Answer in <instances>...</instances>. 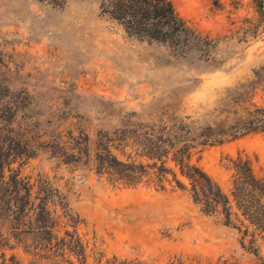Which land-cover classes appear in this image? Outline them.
<instances>
[{
	"label": "rangeland",
	"instance_id": "obj_1",
	"mask_svg": "<svg viewBox=\"0 0 264 264\" xmlns=\"http://www.w3.org/2000/svg\"><path fill=\"white\" fill-rule=\"evenodd\" d=\"M169 1L211 39L205 51L128 34L101 0H0V92L17 106L11 134L22 142L81 129L105 146V130L172 112L195 116L239 83L264 106V0ZM237 154L264 180V132L207 144L191 159L227 191L228 158ZM2 167L28 179L32 194L45 179L63 195L78 220L84 264H264V239L251 251L242 228L201 213L175 186L114 182L83 158L65 164L38 145L28 157L5 149ZM47 208L57 236L73 230L55 199ZM8 226L0 220V264H47L35 233L18 241Z\"/></svg>",
	"mask_w": 264,
	"mask_h": 264
},
{
	"label": "trees",
	"instance_id": "obj_2",
	"mask_svg": "<svg viewBox=\"0 0 264 264\" xmlns=\"http://www.w3.org/2000/svg\"><path fill=\"white\" fill-rule=\"evenodd\" d=\"M47 1L60 4L64 0ZM101 7L126 33L136 37L204 51L212 45L210 38L184 22L169 0H101ZM0 97H7L0 100V122L7 123L1 126L0 135V220L9 222L8 232L18 241L35 233L47 264H72V258L85 263V247L75 230L78 220L68 212L63 195L47 180L41 179L32 194V185L24 176L9 167L5 174V149L7 154L28 157L38 145L65 164H75L83 158L84 163L105 172L114 182L129 186L144 183L156 189L175 186L186 191L201 213L216 217L223 225L242 228V236L250 235L251 251L255 252L256 237L264 239V180L253 172L248 158L239 154L228 158L231 174L227 191L191 159L207 144L264 132V106L251 100L246 85L228 87L216 106L195 116L172 112L165 116L166 120L156 123L139 122L105 130V146L99 140L95 146L81 129L52 130L40 140L18 141L8 124L16 103L7 93L0 92ZM126 115L131 117L133 113ZM49 199H55L72 224L73 230L64 231L63 236L54 231V220L47 208Z\"/></svg>",
	"mask_w": 264,
	"mask_h": 264
}]
</instances>
